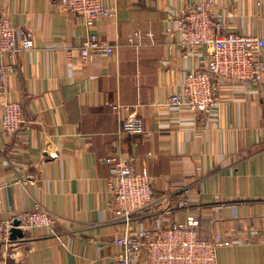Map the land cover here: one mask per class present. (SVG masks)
Returning a JSON list of instances; mask_svg holds the SVG:
<instances>
[{"label":"crops","instance_id":"crops-1","mask_svg":"<svg viewBox=\"0 0 264 264\" xmlns=\"http://www.w3.org/2000/svg\"><path fill=\"white\" fill-rule=\"evenodd\" d=\"M201 1L103 0L115 14L94 30L115 53L83 66L88 29L58 0H0V13L35 42L0 83V182L10 184L0 191V220L19 221L36 205L57 218L56 236L25 229L17 250L0 244V262L113 264L128 229L193 215L203 237L231 242L219 264H264V78L247 89L224 84L206 115L170 105L185 72L201 67V56L181 49L177 24ZM214 2L222 32L264 37V0ZM4 98L23 107L17 134L1 126ZM135 116L147 133L123 134ZM110 156L151 177L154 201L129 227L109 207Z\"/></svg>","mask_w":264,"mask_h":264},{"label":"built area","instance_id":"built-area-1","mask_svg":"<svg viewBox=\"0 0 264 264\" xmlns=\"http://www.w3.org/2000/svg\"><path fill=\"white\" fill-rule=\"evenodd\" d=\"M58 2L88 29L87 38L78 50L83 66L100 56L115 53V46L101 39L94 30L99 18L114 16L113 8L103 5V0ZM223 21V16L215 10L214 0L188 6L177 17L180 47L187 56H201V67L185 72L181 92L171 96L170 105L184 108L195 117L212 111L224 84L247 89L263 82L264 37L222 32ZM34 47V40L25 30L15 27L6 14L0 13V83L14 72L19 54L32 51ZM1 106L3 130L10 135L19 133L26 123L21 103L4 98ZM121 132L137 136L147 133L144 120L138 116L125 121ZM105 162L113 168L107 180L112 197L109 207L115 217L129 227L134 214L154 201L151 177L147 170L138 171L133 160L110 156ZM4 188H10V184L0 182V191ZM20 219L16 228L22 231L44 229L57 235L56 216L40 205L25 212ZM14 222L0 220V244L17 250L16 240L11 239ZM199 227V219L188 215L185 220L163 229H128L118 240L123 253L113 264H142L143 256L145 264H219V250L230 246L231 242L219 236L205 238Z\"/></svg>","mask_w":264,"mask_h":264},{"label":"water","instance_id":"water-1","mask_svg":"<svg viewBox=\"0 0 264 264\" xmlns=\"http://www.w3.org/2000/svg\"><path fill=\"white\" fill-rule=\"evenodd\" d=\"M14 224H15V227L12 229V233H11V239L12 240H15L17 238H22L23 235H24V233H23V231L21 229L16 228V227H18L20 225V222L18 220H16L14 222Z\"/></svg>","mask_w":264,"mask_h":264}]
</instances>
